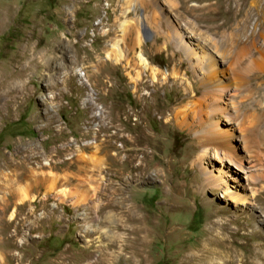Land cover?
<instances>
[{
    "label": "rangeland",
    "instance_id": "374dc122",
    "mask_svg": "<svg viewBox=\"0 0 264 264\" xmlns=\"http://www.w3.org/2000/svg\"><path fill=\"white\" fill-rule=\"evenodd\" d=\"M130 208L141 264L264 246V0H0V264H137Z\"/></svg>",
    "mask_w": 264,
    "mask_h": 264
},
{
    "label": "bare ground",
    "instance_id": "6f19581e",
    "mask_svg": "<svg viewBox=\"0 0 264 264\" xmlns=\"http://www.w3.org/2000/svg\"><path fill=\"white\" fill-rule=\"evenodd\" d=\"M180 127H182V126H180ZM141 141H142V139H141ZM209 141L210 140H208V142ZM210 143H211V141H210ZM212 143H215V142L212 141ZM143 153L145 154V156H148V154H146L145 151ZM225 156H226V154H225ZM227 156H226V158H227ZM136 160H137V157L135 156V159H132L131 155H127L125 158V163H127L131 167L129 169L132 170V173L134 171L137 172V175L132 174V173L130 174V176H132V179H134L135 181L141 182V183L152 181L153 180L152 177H150L148 175V172L146 169L147 167H145L143 164H140V163L136 165V163H135ZM193 161H195V160H193ZM226 161L229 162L231 165H239L240 164L234 158H228V159H226ZM241 168H242V166L239 165L238 169H241ZM130 176H129V178H130ZM199 185L204 190H205V188H207V190L208 189L213 190V189H215V187L218 186L216 180L212 179L210 177L201 178ZM240 204L246 205V206L250 205L248 202H242ZM124 214H125V219H123V221H120L118 224H115V225H117L116 227H118L119 230H123V231L128 232V239L127 240L125 239V241H124L125 245L123 246V249L129 250V251L132 250L133 251L131 253L132 260L137 264H139V263L141 264L145 260L144 256H142V255L145 253V251L147 250V247H148L147 241L145 240L146 236L144 237V234L146 233V227H145L144 221H143L144 218L139 217V215L136 214V212H134V210L132 208H130L129 210H126L124 212ZM218 214L219 215H225V213H223L222 211H220ZM247 219H250L251 224L249 223V225H253L254 227H260V226L264 227V220L257 222L258 220L256 221L253 217H248ZM257 230H258V228H257ZM248 236L251 239L252 237L256 236V232L253 231L250 234H248ZM248 242H250V241H248ZM220 243L221 244H217V247L215 249H213L211 247L210 248L204 247L201 250V254H198V252H197L196 254L187 256V260L185 261L186 262L185 264H210L211 260L218 258L220 255H223V254H227L228 259L223 260L222 264H236V263H240V264H261L259 261H261L264 264V246L262 247L261 244H254L253 243L250 245V243H246V245L250 246L251 249H249L247 251L245 256L241 257L240 254L232 252L230 247L224 246L225 241H222ZM118 251H119V249H118ZM239 257H241L242 259L240 260Z\"/></svg>",
    "mask_w": 264,
    "mask_h": 264
},
{
    "label": "water",
    "instance_id": "95a60500",
    "mask_svg": "<svg viewBox=\"0 0 264 264\" xmlns=\"http://www.w3.org/2000/svg\"><path fill=\"white\" fill-rule=\"evenodd\" d=\"M146 33H147V30H146V29H144V30H143V34H144V35H146Z\"/></svg>",
    "mask_w": 264,
    "mask_h": 264
}]
</instances>
